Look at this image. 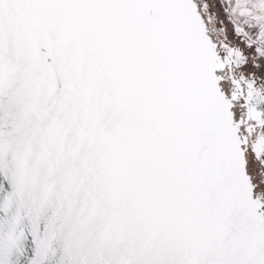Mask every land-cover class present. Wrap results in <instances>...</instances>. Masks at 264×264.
<instances>
[{"label":"snow or ice","instance_id":"snow-or-ice-1","mask_svg":"<svg viewBox=\"0 0 264 264\" xmlns=\"http://www.w3.org/2000/svg\"><path fill=\"white\" fill-rule=\"evenodd\" d=\"M0 264H264V0H0Z\"/></svg>","mask_w":264,"mask_h":264}]
</instances>
